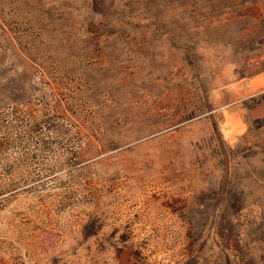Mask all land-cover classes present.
I'll use <instances>...</instances> for the list:
<instances>
[{
    "label": "rangeland",
    "instance_id": "obj_1",
    "mask_svg": "<svg viewBox=\"0 0 264 264\" xmlns=\"http://www.w3.org/2000/svg\"><path fill=\"white\" fill-rule=\"evenodd\" d=\"M0 264H264V0H0Z\"/></svg>",
    "mask_w": 264,
    "mask_h": 264
}]
</instances>
